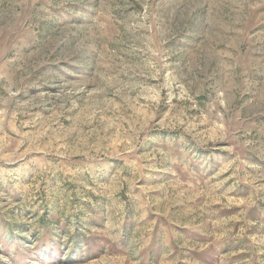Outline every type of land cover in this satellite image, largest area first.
Segmentation results:
<instances>
[{
  "label": "rangeland",
  "instance_id": "374dc122",
  "mask_svg": "<svg viewBox=\"0 0 264 264\" xmlns=\"http://www.w3.org/2000/svg\"><path fill=\"white\" fill-rule=\"evenodd\" d=\"M234 248L264 255V0H0V264Z\"/></svg>",
  "mask_w": 264,
  "mask_h": 264
},
{
  "label": "trees",
  "instance_id": "16d2710c",
  "mask_svg": "<svg viewBox=\"0 0 264 264\" xmlns=\"http://www.w3.org/2000/svg\"><path fill=\"white\" fill-rule=\"evenodd\" d=\"M73 228V234L70 236L69 240L72 245V247L69 248L70 251L68 253L70 258L74 261V257L94 255L92 253L93 248L91 246H88L90 240L87 236V233L83 232L78 226H74ZM84 244L87 246V248H83Z\"/></svg>",
  "mask_w": 264,
  "mask_h": 264
},
{
  "label": "crops",
  "instance_id": "0c3cea01",
  "mask_svg": "<svg viewBox=\"0 0 264 264\" xmlns=\"http://www.w3.org/2000/svg\"><path fill=\"white\" fill-rule=\"evenodd\" d=\"M242 251L240 248L219 251L218 253L221 254L220 264H264V255L261 258H256L257 255L253 253L242 256ZM227 258H231L233 261L227 260Z\"/></svg>",
  "mask_w": 264,
  "mask_h": 264
}]
</instances>
